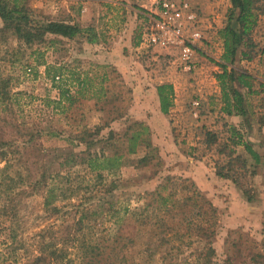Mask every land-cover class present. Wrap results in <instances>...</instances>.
I'll return each instance as SVG.
<instances>
[{
  "label": "rangeland",
  "instance_id": "1",
  "mask_svg": "<svg viewBox=\"0 0 264 264\" xmlns=\"http://www.w3.org/2000/svg\"><path fill=\"white\" fill-rule=\"evenodd\" d=\"M153 1L0 0L7 9L22 10L34 24L78 26L72 37L47 33L42 42L28 45L11 29L3 30L0 17V79L8 80L0 88L9 95L0 102V140L5 144L0 147L9 159L0 158V170L25 176V184H19L24 192L12 198L15 214L3 215L0 209V264H31L26 257L37 254L41 231L47 239L52 230H74L85 209L90 212L83 222L90 221V233L112 237L117 224L106 212L107 203L118 198L133 210L150 202V193L162 185L168 186L165 192L173 189L176 203L169 214L157 211L142 226L135 217L124 220L133 239L124 248L125 264L147 262L138 253L162 231L167 240L152 264H194L207 242L216 264H264V0H258L256 23L234 63L252 76L250 89L238 87L245 115L218 109L221 90L215 73L222 39L213 28L203 30L197 52L204 74L212 69V79L206 75L203 83L137 51L140 22L156 8ZM123 33H129L126 43ZM221 47L222 54L223 43ZM110 56L115 63L108 62ZM45 64L63 67L55 84L46 76ZM62 79L68 80L71 97L59 107L53 101ZM77 79L84 85L78 87ZM163 83L173 90L167 113L160 111L154 92ZM194 98L201 100L197 114L189 104ZM135 132L138 137L132 139ZM242 142L249 143L256 158ZM90 157L98 159L97 168L89 167ZM55 172L64 177L53 179ZM52 181L67 189L68 197L55 203L63 217L46 212L42 204V185ZM10 230L19 243L3 242ZM211 230L207 239L203 232Z\"/></svg>",
  "mask_w": 264,
  "mask_h": 264
},
{
  "label": "trees",
  "instance_id": "2",
  "mask_svg": "<svg viewBox=\"0 0 264 264\" xmlns=\"http://www.w3.org/2000/svg\"><path fill=\"white\" fill-rule=\"evenodd\" d=\"M230 3L231 8L227 15V22L218 31L219 37L222 39L223 43V52L220 59L216 62L219 71L215 73V78L221 90L222 111L229 115L233 113L245 115L246 111L244 107L243 95L240 93L238 87L250 89L252 76L245 71L237 70L234 67V63L237 59L239 47L243 45L245 36L256 23V11L259 9V6L257 5L258 0H230ZM0 17L4 21L2 29H11L18 39L28 45L42 42L47 33L61 35L64 37H72L78 31V26L76 24L65 22L48 21L45 24H34L22 10L17 7L7 9L1 2ZM62 70L63 67L61 65L55 66L45 64V74L51 79L53 84L56 83V79L58 80L61 78L59 75H63ZM7 81L8 80L5 78L0 79L2 84ZM76 81L78 87L84 85V80L77 79ZM57 88L59 91V97L53 102L56 106L60 107L62 102L68 101L69 97H71L68 80L62 79L58 83ZM156 91L159 101V109L162 113H167L173 97L172 86L170 84L163 83L156 86ZM8 96V91L0 88V102L3 103L4 97ZM260 122L264 125V112L261 115ZM137 137L138 132L131 135L132 139H136ZM242 144L251 156L255 158L257 157V154L251 149L249 143L242 142ZM1 145H5L2 140H0V146ZM129 151L134 152L133 148H130ZM0 158L5 161H9L7 158V152L1 149V147ZM102 158L103 160L110 159V157ZM97 160V158L90 157L88 159L89 167L93 169L97 168V166H95ZM105 168L108 167L105 166ZM5 169L6 168L4 167L0 170V201L3 200L0 209L4 212L3 215L9 216V214H11L13 216L15 214V209L17 208L16 203L14 205V199L12 198L16 197L21 192H24L22 189L23 186L19 187V184H25V176L19 171L16 172V175H9V173L4 172ZM51 176H53V179L64 177V175L58 172L53 173V175L50 174V177ZM35 184H37V181L29 183L30 187L32 185V189ZM167 187L168 186L162 185L159 191L155 190L151 192L150 195L153 197L151 201L133 210L127 205L123 206L118 198L109 201L107 203L108 207L106 212L110 216L115 217V223L117 224L116 232L112 237L100 235V237L95 238L94 235L90 233V221L83 222V218L87 217L90 212L85 209L76 220L75 224L78 225L76 229L63 230L64 232L52 230L53 232L49 234L47 239H44V234L41 231V240H39V245L36 249L37 254L31 255V252H29L26 259L29 260L31 264L127 263V255L124 248L129 244V242H133V239L131 238V234L125 231L126 226L129 224L123 223L124 220H126L127 217H135V220L139 221V226H142L147 224V218L150 216L153 217L157 211L169 214L176 202L173 198V189L165 192ZM42 188L44 189L42 204L46 209L45 211L50 213H59V216L63 217L64 213H60L62 209L61 205H56L55 203L57 200H62L63 198L68 197L65 195V191L67 189L56 186L53 181L52 183L50 182L42 185ZM106 191H110V189ZM210 211L215 214L216 208L211 206ZM119 213H121V215ZM158 219L159 223H161L162 220L159 215ZM132 227L133 229L135 228L134 226ZM202 228V226L197 224L196 230L202 232ZM6 229H8V226ZM206 230H209V228ZM162 233L164 234L158 235V233H156L158 236H156L152 241L143 243L144 247H142L139 251L138 254L140 256H146V258L148 257V261H133L135 263L131 262V264H152L150 261L153 259L154 255L158 253L161 242L163 243V241L167 240L165 232L162 231ZM212 233V230L209 232H203L207 239L210 238ZM184 234L185 233H182L181 237ZM177 236L179 237V233H177ZM7 239H9L12 243H19L17 233L13 230L8 231L6 238L3 239V242L5 243ZM122 239L127 240L123 243V245L121 244ZM171 239L172 238L169 237L168 241ZM172 249L173 248L171 247L166 250L162 258L164 259L167 255H171ZM213 253L214 251L211 244L207 242V246H204L203 250L199 251L197 262L194 264H216L212 260ZM185 263L188 264L187 261H185Z\"/></svg>",
  "mask_w": 264,
  "mask_h": 264
},
{
  "label": "built area",
  "instance_id": "3",
  "mask_svg": "<svg viewBox=\"0 0 264 264\" xmlns=\"http://www.w3.org/2000/svg\"><path fill=\"white\" fill-rule=\"evenodd\" d=\"M153 3L158 10L144 14L137 51L150 54L151 58L159 57L181 72L194 73L199 64V43L204 39L196 0H154ZM189 104L197 114L201 100L194 98Z\"/></svg>",
  "mask_w": 264,
  "mask_h": 264
},
{
  "label": "crops",
  "instance_id": "4",
  "mask_svg": "<svg viewBox=\"0 0 264 264\" xmlns=\"http://www.w3.org/2000/svg\"><path fill=\"white\" fill-rule=\"evenodd\" d=\"M150 5H151V1H150ZM196 6H197L199 13L201 14V26L203 28L202 31L207 29L208 32H211L209 29L213 28L212 33L216 35L218 30L226 24V21H225L226 17L224 15H225L226 11L231 7L230 0H196ZM151 9H152V7H151ZM157 10H158V8L156 7L154 10L152 9L151 11H148V13H153V12H156ZM148 13H144V14H148ZM137 22H140V21H137ZM128 34L129 33H126V34L123 33V36L127 37V40L125 41V43L128 42ZM216 38H219V36L217 35ZM221 46H222V43H220V47H219V54H218L219 57L221 56L220 55L221 50H222ZM198 50H200V47L198 48ZM197 54H198L197 58L199 61V57L201 58V56L199 53H197ZM219 57H216L217 60L219 59ZM237 59H238V54H237ZM115 60H116V57H114V56H110L108 58V62L115 63L116 62ZM198 63L199 64H198L197 70L194 73L190 74V75H192V78L195 80V83H198V84L203 83V80L206 77V75H209V77L212 79V77H213L212 69H210L209 74H208V68H207L206 74H204V72L202 71L203 66H202L201 61H199ZM241 64H242V61H241ZM214 67L216 68L217 66H214ZM212 82L214 84V82H215L214 78H213ZM155 91L156 90H154V92ZM155 94L157 97V92H155ZM215 95L218 96V93H216ZM209 98H210V96H209ZM216 99L218 100V98H216ZM221 106H222V103L220 100V103L218 105L219 110L221 109Z\"/></svg>",
  "mask_w": 264,
  "mask_h": 264
}]
</instances>
